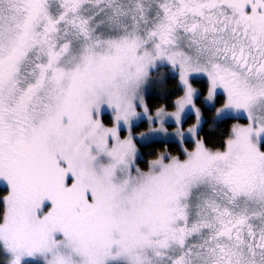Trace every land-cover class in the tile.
Returning a JSON list of instances; mask_svg holds the SVG:
<instances>
[{"label":"snow or ice","instance_id":"snow-or-ice-1","mask_svg":"<svg viewBox=\"0 0 264 264\" xmlns=\"http://www.w3.org/2000/svg\"><path fill=\"white\" fill-rule=\"evenodd\" d=\"M0 264H264V0H0Z\"/></svg>","mask_w":264,"mask_h":264}]
</instances>
